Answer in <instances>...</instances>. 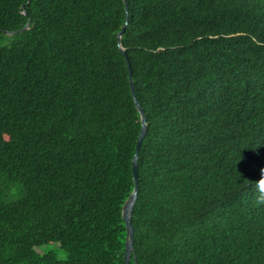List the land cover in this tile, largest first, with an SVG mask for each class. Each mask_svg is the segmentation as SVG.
<instances>
[{
    "label": "trees",
    "instance_id": "16d2710c",
    "mask_svg": "<svg viewBox=\"0 0 264 264\" xmlns=\"http://www.w3.org/2000/svg\"><path fill=\"white\" fill-rule=\"evenodd\" d=\"M125 4L0 0V264H124L133 95L129 264H264V0Z\"/></svg>",
    "mask_w": 264,
    "mask_h": 264
},
{
    "label": "water",
    "instance_id": "95a60500",
    "mask_svg": "<svg viewBox=\"0 0 264 264\" xmlns=\"http://www.w3.org/2000/svg\"><path fill=\"white\" fill-rule=\"evenodd\" d=\"M124 3V10H125V22L122 25L121 29L117 32L116 34V39H117V46L118 49L120 50V52L125 56V50L124 48L121 46L120 43V38L121 35L124 32V28H125V24H126V11H127V7L125 4V0H122ZM25 29V27L23 28ZM8 34H11V32H7ZM127 60V58H126ZM128 66V70H129V65L127 63ZM129 84H130V88L132 90V78H131V73L129 70ZM133 101L135 104L136 109L139 112L140 115V122H141V128L136 140V145H135V152L132 158V173H133V182H134V187H133V191L132 193L129 195L128 199L126 200L125 204L122 207V218L125 222V229H126V240H125V253H124V264H129L130 262V257H131V253L133 251V243H132V239H133V226L131 223V215H132V208L136 199V194H137V181H136V172H137V157H138V152H139V148L142 142V139L144 137L145 134V129H146V120H145V116L143 113L142 108L139 106V104L137 103L134 95H133ZM134 264H136L135 262V258H134Z\"/></svg>",
    "mask_w": 264,
    "mask_h": 264
},
{
    "label": "rangeland",
    "instance_id": "374dc122",
    "mask_svg": "<svg viewBox=\"0 0 264 264\" xmlns=\"http://www.w3.org/2000/svg\"><path fill=\"white\" fill-rule=\"evenodd\" d=\"M37 250V252L39 253H51L57 260L60 261L65 260L66 258V253L55 244L43 245L40 246Z\"/></svg>",
    "mask_w": 264,
    "mask_h": 264
},
{
    "label": "clouds",
    "instance_id": "9594fccd",
    "mask_svg": "<svg viewBox=\"0 0 264 264\" xmlns=\"http://www.w3.org/2000/svg\"><path fill=\"white\" fill-rule=\"evenodd\" d=\"M254 187L257 193L256 202L264 206V169H261L260 178L256 180Z\"/></svg>",
    "mask_w": 264,
    "mask_h": 264
}]
</instances>
